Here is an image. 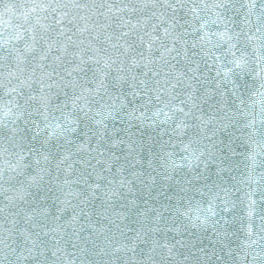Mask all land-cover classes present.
Instances as JSON below:
<instances>
[{"label": "snow or ice", "instance_id": "obj_1", "mask_svg": "<svg viewBox=\"0 0 264 264\" xmlns=\"http://www.w3.org/2000/svg\"><path fill=\"white\" fill-rule=\"evenodd\" d=\"M0 197V264H264V0H0Z\"/></svg>", "mask_w": 264, "mask_h": 264}, {"label": "water", "instance_id": "obj_2", "mask_svg": "<svg viewBox=\"0 0 264 264\" xmlns=\"http://www.w3.org/2000/svg\"><path fill=\"white\" fill-rule=\"evenodd\" d=\"M154 134L151 129L146 130V135H152ZM54 143V141H53ZM214 169V166H212ZM23 179V177H21ZM56 195H59V193H55ZM2 199V197H0ZM49 203H54V201H49ZM75 203V201H73ZM193 207H194V202H193ZM69 213L71 212V209H68ZM236 219H232V215L230 214L228 219H229V225H228V230L230 233H235V235H230L229 239L234 243V244H240L244 239L247 238L246 235V224H247V219L244 211L241 208H238L236 213H235ZM179 238V237H177Z\"/></svg>", "mask_w": 264, "mask_h": 264}]
</instances>
